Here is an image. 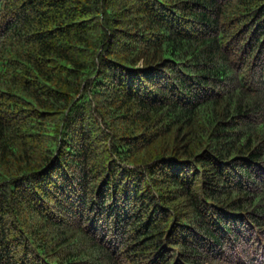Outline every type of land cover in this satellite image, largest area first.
I'll return each instance as SVG.
<instances>
[{
  "label": "trees",
  "instance_id": "1",
  "mask_svg": "<svg viewBox=\"0 0 264 264\" xmlns=\"http://www.w3.org/2000/svg\"><path fill=\"white\" fill-rule=\"evenodd\" d=\"M0 264H264V0H0Z\"/></svg>",
  "mask_w": 264,
  "mask_h": 264
}]
</instances>
